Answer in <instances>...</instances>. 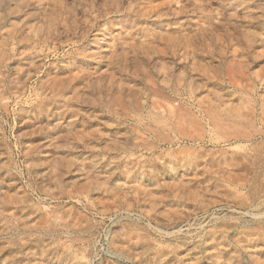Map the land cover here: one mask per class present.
<instances>
[{
    "label": "rangeland",
    "instance_id": "rangeland-1",
    "mask_svg": "<svg viewBox=\"0 0 264 264\" xmlns=\"http://www.w3.org/2000/svg\"><path fill=\"white\" fill-rule=\"evenodd\" d=\"M0 264H264V0H0Z\"/></svg>",
    "mask_w": 264,
    "mask_h": 264
}]
</instances>
